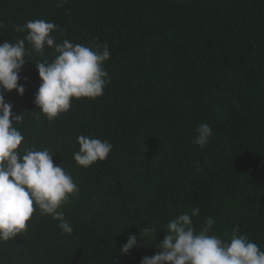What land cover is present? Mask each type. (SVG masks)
Listing matches in <instances>:
<instances>
[{"label":"trees","instance_id":"trees-1","mask_svg":"<svg viewBox=\"0 0 264 264\" xmlns=\"http://www.w3.org/2000/svg\"><path fill=\"white\" fill-rule=\"evenodd\" d=\"M37 19L58 25V43H106L110 79L102 96L73 98L49 121L34 104L35 63L56 55L46 48L25 60L24 95L4 93L24 114L21 148L52 151L80 191L60 209L72 234L37 210L0 242V264H140L168 222L196 207L197 232L211 217L209 234L228 240L238 228L264 250V0H0V42L24 38L18 28ZM203 123L213 134L200 147ZM80 135L110 142L108 158L77 165ZM148 224L158 240L147 244ZM130 234L137 246L122 256Z\"/></svg>","mask_w":264,"mask_h":264},{"label":"clouds","instance_id":"clouds-1","mask_svg":"<svg viewBox=\"0 0 264 264\" xmlns=\"http://www.w3.org/2000/svg\"><path fill=\"white\" fill-rule=\"evenodd\" d=\"M3 28L5 24L0 21V29ZM57 29L53 22L29 20L18 28L27 32L24 38L0 42V242L23 234L37 210L59 221L63 233L73 232L60 209L78 196L79 187L63 164L54 165L52 151L21 148L25 137L15 125L23 120L24 114H14L13 105L4 96L13 90L24 95L25 87L19 84V79L25 60L32 55L43 57L46 48H54L56 55L51 62L35 63L41 83L34 104L49 121L67 113L73 98L91 100L103 95L110 79L104 69L111 55L108 45L97 44L92 49L68 39L58 43L53 36ZM196 133L192 142L200 147L206 146L213 134L207 123L199 125ZM77 142L79 150L73 158L84 168L105 161L113 148L107 140L83 135L77 137ZM199 214L196 207L190 214L184 212L171 219L163 239L154 245L157 253L143 257L140 264H264V250L238 228H233L228 240L222 239L209 234L215 223L209 217L197 232L192 217ZM152 237L158 240V231L149 224L139 232V238L147 244ZM137 243L136 235H128L120 247L121 255L129 254Z\"/></svg>","mask_w":264,"mask_h":264}]
</instances>
